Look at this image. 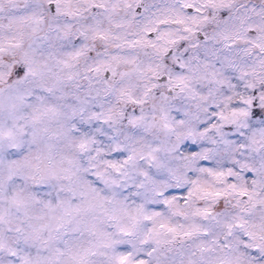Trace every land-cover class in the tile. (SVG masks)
<instances>
[{"label":"snow or ice","instance_id":"1","mask_svg":"<svg viewBox=\"0 0 264 264\" xmlns=\"http://www.w3.org/2000/svg\"><path fill=\"white\" fill-rule=\"evenodd\" d=\"M0 264H264V0H0Z\"/></svg>","mask_w":264,"mask_h":264}]
</instances>
